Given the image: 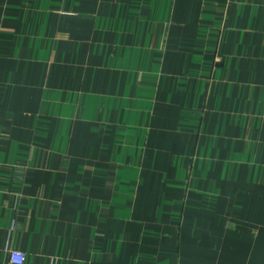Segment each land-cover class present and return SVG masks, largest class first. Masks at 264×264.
Returning <instances> with one entry per match:
<instances>
[{
    "label": "crops",
    "instance_id": "obj_1",
    "mask_svg": "<svg viewBox=\"0 0 264 264\" xmlns=\"http://www.w3.org/2000/svg\"><path fill=\"white\" fill-rule=\"evenodd\" d=\"M264 264V0H0V264Z\"/></svg>",
    "mask_w": 264,
    "mask_h": 264
},
{
    "label": "built area",
    "instance_id": "obj_2",
    "mask_svg": "<svg viewBox=\"0 0 264 264\" xmlns=\"http://www.w3.org/2000/svg\"><path fill=\"white\" fill-rule=\"evenodd\" d=\"M25 253L19 250L10 251L9 260L14 264H23L25 261Z\"/></svg>",
    "mask_w": 264,
    "mask_h": 264
}]
</instances>
